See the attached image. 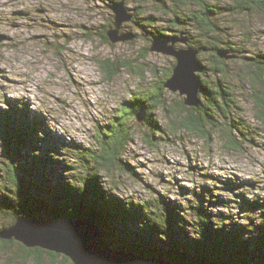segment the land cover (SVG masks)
<instances>
[{
  "label": "trees",
  "instance_id": "trees-1",
  "mask_svg": "<svg viewBox=\"0 0 264 264\" xmlns=\"http://www.w3.org/2000/svg\"><path fill=\"white\" fill-rule=\"evenodd\" d=\"M119 1L112 0L109 7ZM157 1L163 12L172 10L166 28L155 26L158 18L153 15L142 17L140 23L131 19L146 31L150 41L184 37L182 44L175 42L177 47L196 46L202 54L211 51L210 65L203 64L196 56L201 65L198 105L187 106L183 99L174 106L168 102L164 82L172 73L174 60L155 85L138 94L131 93L123 101L117 115L96 135V148L74 149L56 143L50 148L43 145L49 133L42 127L41 114L26 111L20 104H8L9 107L0 109L3 142L0 144L6 145L0 159V230L23 217L40 221L89 217L110 238L107 242L118 249L180 264H264V197L253 194L241 181H226L227 188L234 190L246 211L240 221L232 214L214 212L211 207L219 200L210 198L213 190L209 185L201 184L185 205L175 204L164 195L138 202L115 192L120 190L115 179L118 177L113 173L127 170L123 155L132 139L129 122L140 109L144 112L142 125L148 144L154 133H165L153 116L160 111L166 113L172 134L183 131L206 141L215 135L228 148H235L239 144L237 135L246 138L251 131L240 115L243 108L236 95L246 96L252 103L255 118L264 124V54L255 52L246 57L243 73H234L232 62L219 55L224 52L233 61L234 51H241L233 46L230 31L223 26L220 16L257 10L264 18V0ZM111 24L108 22L100 31L102 39L109 44L106 31ZM184 26L194 33L186 31ZM120 67L128 66L124 61L101 62L108 79ZM208 77H212L209 83ZM47 170L53 172L50 174L53 179L38 183L37 178ZM101 173L108 177L109 187L100 178ZM245 193H252V197L247 198ZM113 242L116 244L112 245ZM13 244L19 248L13 259H27L32 253L35 264H41L40 252L46 251L51 262L73 264L62 254L29 248L14 239L0 238V253L7 256Z\"/></svg>",
  "mask_w": 264,
  "mask_h": 264
},
{
  "label": "rangeland",
  "instance_id": "rangeland-1",
  "mask_svg": "<svg viewBox=\"0 0 264 264\" xmlns=\"http://www.w3.org/2000/svg\"><path fill=\"white\" fill-rule=\"evenodd\" d=\"M120 1L137 23L148 15L158 18L155 26L166 28L165 24L170 23L172 10L163 12L157 0ZM111 3L112 0H0V109L20 104L26 111L41 114L42 127L49 133L43 145L96 148V135L117 115L123 101L131 93L138 94L155 85L172 66L174 58L151 51L146 31L131 19L122 22L119 31L132 34V38L111 44L102 39L103 26L113 21ZM220 20L230 31L233 46L241 48L240 52L234 51L233 61L228 60L231 57L224 58L232 62L234 73H243L246 57L255 52L264 54V18L253 10L224 14ZM184 29L194 33L187 26ZM197 56L203 64L210 65L211 51H199ZM106 60L124 61L128 67H120L108 79L101 69V62ZM211 78H207L208 83ZM165 93L172 106L184 100L178 91L165 87ZM236 101L243 108L240 115L251 131L245 135L248 139L237 135L239 144L233 149L215 135L206 141L183 131L172 134L166 113L160 111L153 116L165 133H154L148 144L143 121L137 118L143 112L140 109L129 122L132 139L123 155L127 170L113 173L118 177L115 179L120 190L115 192L138 202L164 195L175 204L185 205L201 184L209 185L213 190L210 198L219 200L211 207L214 212L232 214L240 221L246 211L234 190L227 188L226 181H241L253 194L264 197V124L255 118L252 103L245 95H236ZM0 143L3 144L1 140ZM1 144L0 159L6 146ZM50 174L53 172L47 170L37 178L38 183L52 180ZM100 178L106 180L108 187L111 185L106 174L101 173ZM245 195L252 197V193ZM105 237L107 242L110 238ZM8 252L7 256L0 253V264H35L32 253L27 259H13V254L19 252L17 244ZM40 257L41 264H67L51 262L46 251L40 252Z\"/></svg>",
  "mask_w": 264,
  "mask_h": 264
},
{
  "label": "water",
  "instance_id": "water-1",
  "mask_svg": "<svg viewBox=\"0 0 264 264\" xmlns=\"http://www.w3.org/2000/svg\"><path fill=\"white\" fill-rule=\"evenodd\" d=\"M110 8L113 21L106 31L110 42L132 38V34L119 31L122 22L132 17L124 2L119 1ZM176 41L184 42L185 39L184 37H171L166 40L153 38L150 50L174 58L172 73L165 80L164 86L184 95L186 105L196 106L199 103L197 73L201 67L196 60L197 51L191 47H176L174 45ZM219 55L225 56L224 52H220ZM137 118L142 122L144 113L141 111ZM0 238L14 239L29 248L39 247L62 254L73 264H176L110 247L103 238L99 226L89 217L52 221L18 218L13 224L0 231Z\"/></svg>",
  "mask_w": 264,
  "mask_h": 264
},
{
  "label": "bare ground",
  "instance_id": "bare-ground-1",
  "mask_svg": "<svg viewBox=\"0 0 264 264\" xmlns=\"http://www.w3.org/2000/svg\"><path fill=\"white\" fill-rule=\"evenodd\" d=\"M185 39V38H184ZM191 48H193V49H195L196 51H197V53L199 52V50L198 49H196V48H194V47H191ZM197 53H196V56H197ZM196 60H197V58H196ZM198 61V60H197ZM201 66V65H200ZM200 70H201V67H200ZM198 74V73H197ZM153 258V257H152Z\"/></svg>",
  "mask_w": 264,
  "mask_h": 264
}]
</instances>
